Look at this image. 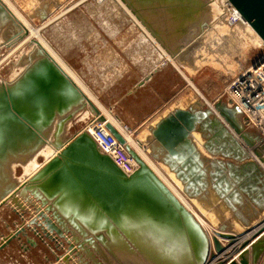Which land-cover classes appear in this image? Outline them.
<instances>
[{
	"label": "rangeland",
	"instance_id": "obj_1",
	"mask_svg": "<svg viewBox=\"0 0 264 264\" xmlns=\"http://www.w3.org/2000/svg\"><path fill=\"white\" fill-rule=\"evenodd\" d=\"M132 1L134 0H10L23 18L37 27L44 40L78 74L80 80L94 93L105 110L111 115H116L129 127L132 136L144 144L146 154L150 155L164 172L181 183L183 187L178 190L183 193L193 210H188L187 206L179 202L201 226L206 237V246L197 232L193 231L189 235V232L181 230L178 217L176 216V220L173 216L176 213L170 215V211L174 210L165 212L163 205L167 209L169 207L151 190L131 189L124 206L128 208L133 202L139 205L135 198L141 196L150 201L155 209H159L160 216L151 212L155 224L158 221L160 225L152 229L157 243L160 240L159 245L137 246L130 238L125 242H128V248H132L133 253L137 254L116 256L120 261L112 253H109L112 255L110 256L107 252H110L108 248L110 234L107 228L105 229V224L113 228L114 225L116 227L124 224L121 216L118 215L125 209L124 206L122 209H112L104 214L93 206L97 209L107 207L109 206L107 200L93 196L97 197L95 200L90 196L93 200L92 207L82 205L77 207V204L73 206L68 202L71 201L70 194L61 193L62 195L59 196L63 197L56 201V205L53 200L55 198L52 201L47 198L51 204L57 206L58 210L64 211L62 214L59 213L62 219L60 217L58 219L56 214L47 208L48 203L42 200V194L38 196L32 192L33 187L43 189L39 183L41 179L36 180L35 176L61 152L53 144L55 124L60 117L58 116L48 131L42 133L44 143L42 142L36 150L34 149L30 154L27 152L28 148L24 147L27 149L25 151L27 156L12 158L11 161L8 159L7 164L3 166L0 164V196L13 189L14 183H21L24 186L36 182L24 193L16 192L17 198H15L22 207L19 208L14 202L16 199L12 198L0 205V246L4 243L0 247V264H206L204 257L207 255L206 249L208 251V236L201 225L202 218L212 227L211 229L220 230V227L226 224V227L231 226L235 233H243L244 230L255 227L264 220V197L261 194L255 195L258 182L251 183L253 184L251 186L242 185L245 183L243 182L245 175L240 178L234 175L232 164L243 167V163L231 157L227 143L232 140L227 132L220 129L215 132L210 131L199 123L189 136L190 140L183 148L184 153L172 157L154 138L151 128L155 125L150 123L159 122L176 109L199 110L200 107L210 109L207 101L216 102L219 98L225 99V90L229 81L237 72L249 66L255 56L262 53L264 42L252 28L244 32L241 24L234 26L235 23L228 18L230 15L224 13L226 3L223 0H188L189 3L195 4L189 6L192 11L197 10L194 13L195 20L194 17L188 20L185 16L187 13L185 1L179 0L174 5L168 0L161 1L163 3L150 0L143 4L135 0L134 5L130 3ZM170 3L172 6L160 8V5ZM199 3L203 7L199 8ZM132 9L137 10L147 25L160 35L158 38L162 39L161 41L168 45L170 50L172 49L171 52L176 47L179 50L168 52L149 31L156 42L162 45L161 47L168 54L166 55L149 36L147 37L144 30L145 28L148 30L147 26L139 20ZM21 27L20 31L27 33L13 40L8 39L13 30L11 25L7 24L0 28V91L4 87L12 86L26 73L32 59L37 58L38 46L34 42L35 37H32L34 35ZM137 31L143 32V45L153 44L158 51L160 50V54H163L162 57L166 56L170 63L172 58L177 63L169 64L171 67H168V71L173 73L167 74L174 83L172 85L174 99L169 105L167 104L165 112L153 119L152 117L142 119L147 111H151L141 105L140 98L147 94L148 101H151L152 95L150 90L141 95L136 86V80L142 71L136 67L133 60L139 55L132 52L130 46L133 44L131 41L137 37L134 35ZM111 47L117 52L125 50L126 53L121 52L120 55L124 59H111L108 53V49L112 50ZM120 56L114 54V58L118 59ZM114 62H116L115 67ZM188 79L192 81L194 87L190 85ZM169 85H160L159 93L169 89ZM81 99L79 102L86 107L84 98ZM91 114L90 109H76L75 115L68 124L66 137L74 133L82 134L84 131L82 128ZM213 117L217 119L216 114ZM0 129L5 133V141L2 144H12L14 133L11 120L5 118L1 111ZM212 137L214 138L211 139ZM238 139L241 140L239 137ZM3 145L1 147L0 142V149ZM246 151L252 158L256 157L250 148L247 147ZM100 152L105 154L101 149ZM147 166L151 169L149 165ZM51 183L55 185L54 182ZM259 185L264 189V183ZM47 186L50 187L49 184H46ZM54 188L51 187V191ZM64 201H67V204H64ZM148 206L149 203L143 208H149ZM73 210L81 213L88 221L76 214H68ZM195 213L200 216V220L196 218ZM93 214H97L100 221V225L95 229L90 225ZM165 220L172 229L171 235L167 237L163 228ZM98 234H102L105 240L100 241ZM12 235L13 237L10 238ZM94 235L96 239L94 245L84 239L85 236L94 237ZM9 238L10 240L6 242ZM258 264H264V257Z\"/></svg>",
	"mask_w": 264,
	"mask_h": 264
},
{
	"label": "water",
	"instance_id": "obj_2",
	"mask_svg": "<svg viewBox=\"0 0 264 264\" xmlns=\"http://www.w3.org/2000/svg\"><path fill=\"white\" fill-rule=\"evenodd\" d=\"M149 1L150 0H139L142 4ZM155 1L163 3L161 1L164 0ZM168 1L172 2L173 5L177 1L179 2V0ZM181 1H185V6L187 7L185 16L187 19L189 20V18L191 19L194 17L193 20H195L196 17L194 13H196L197 10L192 11L189 7L195 4L189 3L188 0ZM228 1L237 9L243 19L264 42V0ZM130 3L134 5L135 0ZM172 3L160 5V8L172 6ZM198 6L199 8L203 7L201 3H199ZM133 11L139 20L147 26L148 31L166 47L168 52H171L172 49L170 50L169 46L164 44L161 41L162 39L160 40V38H158L160 35L147 25L137 10ZM7 24L13 27V34L11 33L8 39L13 40L15 38H21L23 34L27 33L25 31H20L22 28L20 23L14 19L0 2V28ZM34 42L38 46L36 49L37 58L32 59L26 73L14 82L12 86L4 87L0 91V111L3 112L5 118L8 117L11 120L14 133L13 143L3 145L5 133L0 129L1 147L3 145V148L0 149V164L3 166L7 164L8 159L11 161L12 158L18 159L27 156L25 155L27 149L24 147H27V152L31 154L42 142L44 143V139L41 136L42 133L47 132L55 118L60 116L54 132L55 140L53 144L56 148L61 149V152L59 155L53 157L35 176L36 180L41 179L39 183L43 186V189L35 187H33V190L31 189L35 195L40 196L42 194V200L48 203L47 208L51 209L58 219H62L59 213H64V211L58 210L57 206H55L56 201L61 197L59 194L62 195L61 193L70 194L69 197L74 203H80V205L84 207H92L91 204H93V200L89 195L92 197H100L105 201L107 200L109 203L107 207L105 206L97 209L96 206H93V208H96L99 212L107 214V211L120 209L125 205L131 189H138L140 191L151 190V192L154 191V194L158 195L169 207V209H166L163 205L165 212L174 210L171 211L170 215L176 213L173 216H175L174 219L176 216L178 217L181 230H183V232H189V235L193 231L197 232L196 234L199 235L201 239L203 238V243L206 246L205 234L195 218L180 204L170 189L163 184L139 156H137L133 150L128 149L125 139L112 124L107 121V128L125 145L129 154L138 164L137 170L130 176L124 174L108 155L100 152L99 146L86 131H83L82 134L74 133L66 137L68 124L75 115L76 109H87L85 105H81V102H79V100L85 98V96L77 84L61 69L53 58L45 52V49L35 40ZM177 50H179L178 47H176V49L174 48L173 51ZM261 60L262 59L257 60L254 66H257ZM90 105L95 109V113L92 114L98 116L100 120L106 121L99 110H97L94 105ZM213 108L218 115L217 119L213 117L214 113L209 108L202 109L200 107L199 110L196 108L188 110L176 109L151 128L152 134L154 138L167 149L172 157H178L184 153L183 148L188 144V140H190L189 136L192 131L196 129L197 124L201 123L210 131L215 132L220 129L229 134L232 141L227 143V145H229L227 148H229L232 158L242 163L255 159L243 148L248 147L257 157L258 160L256 159V161L264 169V141H261V136L258 133L249 132L246 129L243 120V112L239 106L231 105L230 101L219 98L214 103ZM224 123H226L233 132L230 131ZM8 126L9 125H7V127ZM238 137L241 140H239ZM213 138L214 137L211 139ZM259 143L261 144L258 145ZM229 151L227 152L229 153ZM252 164L243 165L241 168L236 164H232V169L235 171L234 175L242 176L248 174L250 179L253 178L255 183H264L263 170L259 168V166ZM50 182H54L55 185H52ZM35 183L36 182L28 183L24 186L23 184L19 185L14 183L12 186L13 189L8 190L5 194L0 196V205L7 203L10 198L16 199V192L22 194ZM46 184L54 186L55 189L51 191L50 188H45ZM76 195L79 197H76ZM48 197L50 201L55 198L53 199L55 200V205L49 202V199H47ZM97 197L93 198L96 200ZM143 198L145 197L139 196L135 199L140 202L139 205L143 207L149 203V209L152 208L151 210H154L155 208L150 204V201ZM14 202H16L19 207L21 206L17 199ZM155 211L159 212V209H155ZM65 213L68 212L65 211ZM70 213L76 214L84 220H87L85 216L78 211L76 212V210L68 214ZM163 228L167 232L170 231L169 234L171 235L172 229L167 220L166 223H163ZM226 229L230 232L222 231ZM231 231V226L226 227V224L220 227V231H214V250L212 253H209L206 262H216L215 264H258L264 254V220L257 226L241 234ZM12 237L13 235L10 238ZM86 237L87 236L84 237V239H87L86 241L93 245L95 244V237ZM97 237L100 241L105 240L102 234H98ZM10 238L7 239L6 242H8ZM219 238L227 240L228 245L224 246ZM2 245H4V243H2L1 246ZM249 247H251V260L245 256L249 252ZM229 249H234V253L239 256L242 253L243 255H241L237 261L235 258L236 256H232L233 254L228 253Z\"/></svg>",
	"mask_w": 264,
	"mask_h": 264
},
{
	"label": "bare ground",
	"instance_id": "obj_3",
	"mask_svg": "<svg viewBox=\"0 0 264 264\" xmlns=\"http://www.w3.org/2000/svg\"><path fill=\"white\" fill-rule=\"evenodd\" d=\"M120 1V0H119ZM0 2L5 6L6 10H8L13 17H15L16 20H18V22L21 24V26H23V28H25V30H28L29 34H33L35 37L34 39L39 42L43 48L45 49V52L51 57L53 58V60L61 67V69L77 84V86L80 88V90L83 92L85 98L83 102H85L87 104V109H90L91 113H95V109L93 110L92 107H88V105L92 104L94 105L97 110H99V112L105 117L106 121H108L110 124H112L117 130L118 132L122 135V137L125 139L126 144L128 146L129 150H133L135 152V154L137 156H139V158L146 164L149 165L151 167V170H153V172L155 173V175L158 176V178L163 182V184L170 189V191L174 194V196L178 199V201H180L181 203H183L185 206H187L188 210H193L191 207V204L187 201L186 197L183 195V193L181 191L178 190V188H182L181 187V183L179 184L178 180H175L176 178L174 177V179L168 175V173L164 172L152 159V157L150 155H147L146 152L144 151V144H142V142L138 139V138H134L132 136V133L130 132V129L127 131L125 130V124L122 123V121H120L118 119V117H116V115H111L110 113H108V111L105 110V108L103 107V105L97 100V98L95 97L94 93H92L90 90H88V88L83 84V82L80 80V77L78 76V74H76V72H74V70L71 69V67L63 60V58H61V56H59L58 53H56L53 48L51 47V45L44 40V38L39 34V30L37 29V27H34L33 25H31L29 23V21H27L26 19L23 18V15H21V13L17 10V8L13 5V3L10 2V0H0ZM224 3H226V0H223ZM223 8V7H222ZM229 9V8H228ZM221 12V10H220ZM129 13V12H128ZM131 13V12H130ZM225 13V12H224ZM138 21V19H135ZM133 21V20H132ZM140 23V22H139ZM142 25V24H141ZM206 25V24H205ZM240 26L243 27V31L247 32L248 28L251 29L250 25L246 23V21L241 24ZM143 27V25H142ZM145 28V27H143ZM41 29V28H40ZM145 32L147 33V37L149 36V40L153 41L155 45H157L166 55H168L166 53V51H164V49L160 46L159 43L156 42V40L152 37V35L150 34V32L145 28L144 29ZM157 31V30H156ZM254 31V30H253ZM251 32H248V34ZM256 33V32H255ZM195 36V35H194ZM259 37V36H258ZM30 38V35H29ZM33 39V38H32ZM260 39V38H259ZM24 40V39H23ZM28 40V39H27ZM178 41V40H177ZM31 43V42H30ZM255 43V42H254ZM258 43V42H257ZM34 44V43H33ZM138 44V43H137ZM30 47V46H29ZM15 49V48H14ZM160 51V50H159ZM161 53V52H160ZM173 53V51H172ZM176 54V53H175ZM174 55V54H173ZM170 56V54H169ZM166 58V56H165ZM172 63L177 64L174 60H172ZM173 64V65H174ZM176 66V65H175ZM20 71V69H19ZM14 74V73H13ZM11 79V78H10ZM190 85H192L194 87V84L192 83V81L190 79H188ZM198 90V89H197ZM196 90V91H197ZM201 94V93H200ZM203 98V97H202ZM205 101H207L205 99ZM212 102V101H211ZM209 102L207 101V105L208 107H210V109L216 114L213 106L215 102ZM108 109V108H107ZM110 112V111H109ZM214 114V115H215ZM83 115V114H82ZM93 115V114H92ZM217 115V114H216ZM218 116V115H217ZM58 122V121H57ZM71 122V121H70ZM69 122V123H70ZM57 124H55L56 126ZM196 137V136H195ZM194 138V137H193ZM50 144V143H49ZM51 145V144H50ZM50 147V146H49ZM144 147V148H143ZM247 148V147H246ZM246 148H244L246 150ZM55 150V148H54ZM61 150V149H60ZM248 151V150H247ZM56 152V151H55ZM253 153V152H252ZM104 154V153H103ZM255 156V155H254ZM253 156V157H254ZM48 157V156H47ZM46 157V158H47ZM110 157V156H109ZM51 158V157H50ZM49 158V159H50ZM256 158V157H255ZM47 161V160H46ZM44 162V161H43ZM44 164V163H43ZM38 169V168H37ZM35 170V169H34ZM37 171V170H35ZM34 171V172H35ZM33 172V171H32ZM173 172V171H172ZM30 174V173H28ZM32 175V174H31ZM21 177V176H20ZM31 179V177H30ZM22 180V179H21ZM29 180V178H28ZM26 181V179L24 180ZM23 181V183H24ZM30 181V180H29ZM57 181V180H56ZM19 182V181H18ZM27 183V182H26ZM51 183V182H50ZM21 184V183H19ZM28 184V183H27ZM52 184V183H51ZM32 186V185H31ZM30 186V187H31ZM54 187V186H51ZM46 187V186H45ZM48 188V186L46 187ZM55 189V188H54ZM53 191V190H52ZM183 191V190H182ZM133 194V193H132ZM91 196V195H89ZM63 197V196H61ZM76 197H79L78 195H76ZM92 197V196H91ZM152 197V196H151ZM20 199V198H19ZM64 199V198H63ZM28 200V199H27ZM1 201V199H0ZM9 201V200H8ZM131 201V200H130ZM11 202V201H10ZM67 201H64V204ZM68 202H71V205L74 206V204H77V207L80 206L79 203H74L72 200ZM62 203V202H61ZM140 203V202H139ZM164 203V202H163ZM25 204V203H24ZM67 204V203H66ZM132 204V205H131ZM165 204V203H164ZM129 205V204H128ZM64 207V205H63ZM127 207V206H126ZM146 207V206H145ZM20 208V207H19ZM73 208V207H72ZM125 208V206H124ZM122 209V208H121ZM167 209V208H166ZM74 211V210H73ZM88 212V210H86ZM153 212L154 214H158V212H155V210H151L149 208H143L140 207L139 205L136 204V202L130 203V206L128 208H125L124 210H122L118 215L119 217L121 216V220L124 224L122 225H117V229H115V225L114 228L113 226L110 225H106L105 229L107 228V231H109V240H108V248L110 249L109 253H112V255L116 256H135V254L137 253H133L132 248H128V242L126 243L125 241H129V239L131 238L132 241H134V243L137 246H140L141 244L143 246H158L160 240L156 241V238H154V231L152 229H156V227L158 228L160 225H158V221H156L155 224V220L152 217L153 215L151 214V212ZM149 212V213H148ZM115 213V212H114ZM113 213V214H114ZM169 213V212H168ZM171 213V211H170ZM167 214V213H166ZM155 215V216H156ZM159 215V214H158ZM157 215V216H158ZM172 215V214H171ZM196 218L198 220H200V216H198L196 213ZM160 216V215H159ZM114 217V216H113ZM172 217V216H171ZM164 218V217H163ZM153 219V220H152ZM159 219V218H158ZM116 220V219H115ZM157 220V219H156ZM172 220V219H171ZM166 221V220H165ZM164 221V222H165ZM175 221V220H173ZM99 218L97 216V214H93L92 219H90V225L91 228L95 229L97 228L99 224ZM172 222V221H171ZM176 222V221H175ZM201 225L203 227V229L205 230V232L207 233V241H208V251H207V255L205 257V262L206 259L209 255V253L213 252V236H214V231H220L219 229H211L212 227L210 225H208V223H206L205 219H201ZM117 223V222H116ZM115 223V224H116ZM260 223V222H259ZM112 224V223H111ZM120 224V223H119ZM157 225V226H156ZM257 226V225H256ZM103 227V226H102ZM176 228V227H175ZM160 231V229H159ZM223 232H230L229 230H222ZM245 231V230H244ZM232 232V231H231ZM164 233V232H163ZM235 233V232H233ZM166 237L169 235V232L166 231ZM179 234V233H177ZM237 234H241V233H237ZM158 235V234H157ZM183 235V234H182ZM57 236V235H56ZM160 236V235H159ZM176 236V235H175ZM95 237V235H94ZM170 238V237H169ZM126 239V240H125ZM160 239V237H159ZM220 241L222 242V244L224 246L228 245V241L224 240L222 238H219ZM6 243V242H5ZM161 244V243H160ZM128 248V249H127ZM142 248V247H141ZM155 248V247H154ZM230 248V247H229ZM139 249V248H138ZM143 249V248H142ZM173 249V248H172ZM249 252L245 255L248 257V259L250 260V255H251V247L248 248ZM140 251V250H139ZM144 251V249H143ZM136 252V251H135ZM147 253V252H146ZM228 253L233 254L232 256H236V260L238 261L240 256L243 255V253L239 256L238 254L234 253V249H229ZM110 256H112L111 254H109ZM142 255V254H141ZM144 256V255H143ZM151 256V255H150ZM238 256V257H237ZM106 257V256H105ZM114 257V258H115ZM264 257V256H263ZM116 259L118 260V258L116 257ZM120 261V260H118ZM143 261V260H142ZM216 262L213 263H206V264H215Z\"/></svg>",
	"mask_w": 264,
	"mask_h": 264
},
{
	"label": "built area",
	"instance_id": "obj_4",
	"mask_svg": "<svg viewBox=\"0 0 264 264\" xmlns=\"http://www.w3.org/2000/svg\"><path fill=\"white\" fill-rule=\"evenodd\" d=\"M225 6V15H230L228 18L235 23L234 26L245 22L228 0ZM259 59H262L261 62L254 66ZM225 96V100L230 101L231 105H237L242 110L246 129L249 132L258 133L261 141H264V50L253 58L249 66L232 77L226 87ZM106 124L107 121H102L98 116L91 114L82 129L95 140L105 154L110 156L124 174L130 176L137 170L138 164ZM226 126L229 128L227 124ZM125 130H129L127 125H125ZM229 130L233 132L231 128Z\"/></svg>",
	"mask_w": 264,
	"mask_h": 264
},
{
	"label": "crops",
	"instance_id": "obj_5",
	"mask_svg": "<svg viewBox=\"0 0 264 264\" xmlns=\"http://www.w3.org/2000/svg\"><path fill=\"white\" fill-rule=\"evenodd\" d=\"M140 32V33H139ZM142 33V34H141ZM136 37V39L134 41H131V43H133L130 48L132 50V52L134 53H138L137 55H139L138 57L133 58V60L135 61V65L136 67L142 71L140 77L136 80V86H138L137 88L139 89V91L141 92V95H143L145 92L150 90V93L152 95V100L148 101L147 98V94L143 96V98L141 100V105L146 108L148 107V110H150L151 112L147 111L146 114H144V118H150L152 117V119L154 117H158L159 115H161L163 112H165V110L167 109V104L169 105L170 102L173 101L174 97V89L172 88V85L174 84L173 82H171V79L167 76L170 75V71H168V69L171 67L169 66V64L171 65L172 63H170L168 61V59H166L164 56L162 57L163 54H160V52L158 51L157 48H155V46L153 44H150V46L148 44L143 45L142 43V35L143 32L142 31H137L134 33ZM138 43V44H137ZM112 48V47H111ZM121 52H125V50H121ZM120 51H116L114 48H112V50L108 49V53L111 59L113 60H121L124 59L122 58L120 55L121 54ZM118 54L120 57L114 58V54ZM126 53V52H125ZM109 61H111L109 59ZM116 66V62H114V67ZM169 67V68H168ZM168 84H170V88L169 89H165L161 92V94L159 93V86H167ZM146 96V97H145ZM144 100V101H143ZM149 105V106H148ZM167 106V107H166ZM168 111V110H167ZM170 112V111H168ZM167 112V113H168ZM165 113V114H167ZM150 123H152V125H156L158 122L155 121H151ZM150 125V124H149ZM261 143H259L258 145H260ZM253 163V164H252ZM246 164H252V165H256L259 166V168H261L264 172L263 167H261V165L255 160H248L245 163H243V165ZM237 166H239L238 164H236ZM241 168V167H240ZM234 171V170H233ZM239 174V173H237ZM236 178H240L241 176H237L235 174ZM253 180V178H251ZM249 175L246 174L245 175V180L243 182H245L242 185H253L251 183H255V181L251 180ZM242 182V181H241ZM256 193L257 194H261L264 197V189L258 184L256 187Z\"/></svg>",
	"mask_w": 264,
	"mask_h": 264
}]
</instances>
